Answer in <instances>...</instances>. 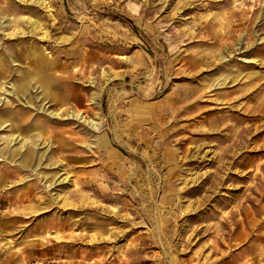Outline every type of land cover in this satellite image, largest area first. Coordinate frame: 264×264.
I'll return each mask as SVG.
<instances>
[{"label":"rangeland","instance_id":"1","mask_svg":"<svg viewBox=\"0 0 264 264\" xmlns=\"http://www.w3.org/2000/svg\"><path fill=\"white\" fill-rule=\"evenodd\" d=\"M0 21V264H264V0Z\"/></svg>","mask_w":264,"mask_h":264},{"label":"bare ground","instance_id":"2","mask_svg":"<svg viewBox=\"0 0 264 264\" xmlns=\"http://www.w3.org/2000/svg\"><path fill=\"white\" fill-rule=\"evenodd\" d=\"M12 6L14 7V3H11L10 5H9V7L8 8H12ZM3 11H4V9H3ZM14 21H16V22H12V25H13V28H18V26H17V24L18 23H20V21L19 20H14ZM18 22V23H17ZM0 24H2L1 23V21H0ZM23 35H25V32L24 31H22L21 32ZM17 34V32L16 31H12V32H10L8 35L9 36H15ZM27 36V35H26ZM24 40V39H23ZM10 42V41H9ZM27 55V58L26 59H28V60H30V62H33L34 64L33 65H35L36 64V66L37 65H45V66H47V65H51L52 63H53V61H51V58L50 57H40V56H38L39 54L38 53H36V52H32V53H26L25 54V56ZM41 61H44V63H42ZM29 62V61H28ZM1 66H3V64H1L0 63V68H1ZM3 69V68H2ZM123 96V95H122Z\"/></svg>","mask_w":264,"mask_h":264}]
</instances>
